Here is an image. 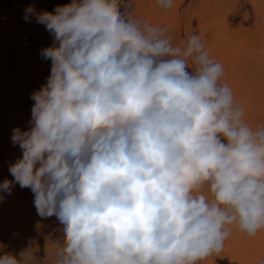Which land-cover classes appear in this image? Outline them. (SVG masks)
Instances as JSON below:
<instances>
[{
  "label": "clouds",
  "instance_id": "obj_1",
  "mask_svg": "<svg viewBox=\"0 0 264 264\" xmlns=\"http://www.w3.org/2000/svg\"><path fill=\"white\" fill-rule=\"evenodd\" d=\"M121 6L25 10L53 36L51 69L30 128L13 129L22 158L0 190L30 188L37 214L58 219L56 264H198L233 230H264V127L244 121L198 34L173 46ZM34 249L0 264H30Z\"/></svg>",
  "mask_w": 264,
  "mask_h": 264
},
{
  "label": "bare ground",
  "instance_id": "obj_2",
  "mask_svg": "<svg viewBox=\"0 0 264 264\" xmlns=\"http://www.w3.org/2000/svg\"><path fill=\"white\" fill-rule=\"evenodd\" d=\"M146 2L147 0H120L121 5H128L127 9L121 6L120 11H128L134 20L139 18L142 23L166 29L165 35L171 37L173 46H183L182 42L188 36L198 34L210 58L223 65L224 75L220 82L232 89L234 103L244 109L243 118L248 123L253 113H250L252 108L246 101L240 103L237 99L240 100L244 95L251 96L249 92L252 89L258 92L248 80L251 75L248 76L247 73L251 71L253 63L264 68V64H261L264 63V0H201L192 10L190 4H187L188 0H172V8L169 10L158 8L155 1L147 2L148 4ZM256 92L258 98L264 99V88L259 90L258 95ZM10 134L11 137L12 133ZM18 158L16 151H8L0 159V184L6 179H14L9 166ZM33 198L30 188L22 189L19 184L13 187L11 195L0 190V244L7 246L0 251V256L6 251L16 254L19 259L20 251L33 247L34 257L30 264H56L63 226L55 216L40 217ZM237 238L244 240L239 245L242 248L240 252L239 248L235 249ZM228 240L225 251L232 254L234 250L238 251L237 255L234 253L235 262L239 260L240 264H264V230L254 237L233 230ZM228 259L231 260V257ZM207 260L198 264H219Z\"/></svg>",
  "mask_w": 264,
  "mask_h": 264
},
{
  "label": "rangeland",
  "instance_id": "obj_3",
  "mask_svg": "<svg viewBox=\"0 0 264 264\" xmlns=\"http://www.w3.org/2000/svg\"><path fill=\"white\" fill-rule=\"evenodd\" d=\"M154 1L156 2V0H147V2ZM71 2L72 0H0V148H2L0 159L8 151H16L19 158H22V149L18 144L12 143L10 133H13V129L17 126L22 131L30 128L28 121L31 119V108L34 104L30 96L34 91L39 90L41 85L46 84L50 75L51 60H45L41 56V51L53 44V36L43 24L36 23L35 16H31L26 21L23 18L25 10L33 6L36 12L44 10L52 12L57 5H66ZM200 2L201 0H188L187 4H190L189 7L192 10ZM136 20L139 21V18ZM250 69V72L244 73L251 75L248 80L258 92L252 89L249 92L251 96L244 95L237 101L240 103L246 101L250 109L252 108L250 113H253L250 114L251 117L247 124L256 129L264 127V104H262L264 99L255 95V92L258 95L259 90L264 88V68L253 63ZM235 234L236 232L233 235ZM237 241L235 249L242 250L240 243L244 241L243 238L241 240L237 238ZM226 243L219 254L209 257L207 261L219 264H238L239 260L238 262L234 260L238 251L234 250L235 255L226 252L229 240ZM229 257L231 260L228 259Z\"/></svg>",
  "mask_w": 264,
  "mask_h": 264
}]
</instances>
